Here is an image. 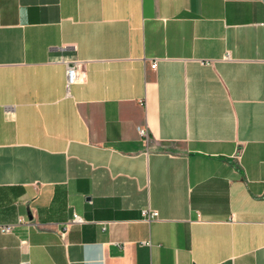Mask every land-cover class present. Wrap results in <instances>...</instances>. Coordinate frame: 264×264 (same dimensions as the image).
Here are the masks:
<instances>
[{"label": "crops", "instance_id": "0c3cea01", "mask_svg": "<svg viewBox=\"0 0 264 264\" xmlns=\"http://www.w3.org/2000/svg\"><path fill=\"white\" fill-rule=\"evenodd\" d=\"M22 216L0 264H264V0H0V226Z\"/></svg>", "mask_w": 264, "mask_h": 264}, {"label": "built area", "instance_id": "2783aa9c", "mask_svg": "<svg viewBox=\"0 0 264 264\" xmlns=\"http://www.w3.org/2000/svg\"><path fill=\"white\" fill-rule=\"evenodd\" d=\"M65 65L67 68V70H66V81H67L66 86L68 88L70 84H75L77 82H80L79 80H80L81 63L78 61H73V62L68 61V62H65ZM150 65H151L152 69H155L156 66H158L156 60L152 61ZM137 130L140 132L141 136H147L148 131H146L145 128L137 126ZM239 156H237V158H239ZM143 215L146 217L147 220H151L154 217H157L158 213L155 209L154 210L147 209L143 212ZM75 221H77V222L82 221L81 218L79 216H77V213H75L73 218L71 220H69V222L67 223V226L69 224L75 223ZM22 223L28 225V224H31L32 221L27 220L22 216V217H19L15 223L3 224L0 226V228L3 232L8 233L10 230H13V227L16 224H22ZM59 235H60L61 239L65 238L66 231L62 230V232H60ZM21 264H26V263L23 262Z\"/></svg>", "mask_w": 264, "mask_h": 264}]
</instances>
